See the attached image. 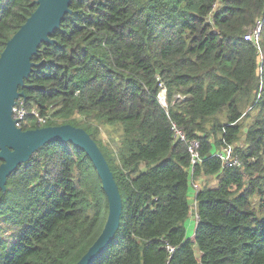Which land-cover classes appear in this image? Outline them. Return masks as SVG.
Wrapping results in <instances>:
<instances>
[{
	"label": "trees",
	"instance_id": "obj_1",
	"mask_svg": "<svg viewBox=\"0 0 264 264\" xmlns=\"http://www.w3.org/2000/svg\"><path fill=\"white\" fill-rule=\"evenodd\" d=\"M36 6L0 0V53ZM69 6L50 34L55 43L41 42L33 55L37 65L16 104L27 110L23 130L66 123L86 130L113 173L118 228L90 264H264V0ZM257 20L256 45L245 35ZM162 87L166 107L157 99ZM33 110L46 117L43 125ZM172 124L199 139L192 171ZM101 127L118 132L115 152ZM225 145L242 166L221 168L213 154ZM203 177L216 185H200L190 200V181ZM107 214L85 151L50 140L0 188V264H75ZM194 214L189 238L185 222ZM165 243L175 247L170 257Z\"/></svg>",
	"mask_w": 264,
	"mask_h": 264
},
{
	"label": "water",
	"instance_id": "obj_2",
	"mask_svg": "<svg viewBox=\"0 0 264 264\" xmlns=\"http://www.w3.org/2000/svg\"><path fill=\"white\" fill-rule=\"evenodd\" d=\"M71 0H35L36 8L19 29L6 41L0 53V188L6 189V179L18 164L50 140L71 142L82 148L100 178L107 197L108 214L104 227L75 264H90L112 240L119 224L122 199L113 173L100 148L81 127L71 124L40 126L23 130L15 125L12 108L23 96L18 88L24 86L37 64L32 61L41 42L55 43L50 34L60 26L66 13H70Z\"/></svg>",
	"mask_w": 264,
	"mask_h": 264
},
{
	"label": "built area",
	"instance_id": "obj_3",
	"mask_svg": "<svg viewBox=\"0 0 264 264\" xmlns=\"http://www.w3.org/2000/svg\"><path fill=\"white\" fill-rule=\"evenodd\" d=\"M260 33H261V21L257 20L255 26L252 29H250L248 33L245 35V40L252 41L254 44L257 45L260 39ZM161 89L162 90L161 92H159L157 99L162 106L166 107L167 103H166L165 88L162 87ZM32 113L34 115V118L36 119L37 125H43L45 123L46 117L40 116L39 113L36 112L35 110H33ZM26 115H27V110L23 106V104H15L14 107L12 108V117L15 120V125L17 127H21L23 124H26L27 122ZM172 131L174 133V138L176 140L183 141L186 143L187 151L190 154V160H191L190 169L192 171L194 164L200 161L199 141L188 140L184 131L175 124H172ZM213 155L220 160L221 168L242 166V161L239 158V156L234 152L233 146L230 145L222 146L221 148L217 149ZM193 181L191 180L190 183L194 187H196L195 184L192 183ZM197 219L198 216L194 214V220L197 221ZM164 247L168 254V257H170L173 251L175 250V247L168 243H165Z\"/></svg>",
	"mask_w": 264,
	"mask_h": 264
},
{
	"label": "rangeland",
	"instance_id": "obj_4",
	"mask_svg": "<svg viewBox=\"0 0 264 264\" xmlns=\"http://www.w3.org/2000/svg\"><path fill=\"white\" fill-rule=\"evenodd\" d=\"M258 72H259V70H258ZM161 90H160V92H161ZM100 138L102 139L104 145L107 146L110 150H112L113 152H115L117 150L119 135H118V132L116 130H113L112 128L105 129V128L101 127ZM188 140L199 141L198 138H190ZM242 144H243V141H240L237 145L241 146ZM192 183L195 184L196 187H194L191 183H189V185H190V187H189V189H190V200L192 198L191 192L193 194L196 191V189L202 184H206L208 186H215L216 185V179H214L212 177H203V178H198L197 180L194 179V181ZM193 210H194V207H192V212H193ZM194 225H195L194 217L189 215L188 219L185 222L186 237L190 238L193 235ZM4 236L7 237L8 234H5Z\"/></svg>",
	"mask_w": 264,
	"mask_h": 264
}]
</instances>
